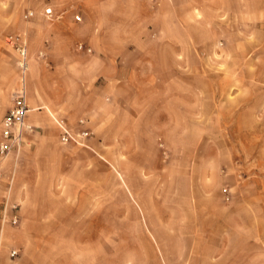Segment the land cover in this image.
<instances>
[{
	"label": "crops",
	"instance_id": "1",
	"mask_svg": "<svg viewBox=\"0 0 264 264\" xmlns=\"http://www.w3.org/2000/svg\"><path fill=\"white\" fill-rule=\"evenodd\" d=\"M120 3L112 11L110 0H0V34L8 30V36L19 37L26 46L24 79L29 110L25 121L33 127L23 132L18 148L0 157V206L16 204L19 214L17 225L0 220V264H63L58 256L53 257L64 254L63 238L80 236L63 224L97 220V213L92 217L91 211L92 201L97 199L98 145L105 141L103 133L124 113L126 126L137 124L141 95L154 92L136 84L137 78L150 76L140 68L144 55L140 56L139 46L147 41L125 37L128 13L125 0ZM46 9L51 14H46ZM195 9L219 16L212 23L219 30L221 61H242L236 48L242 36L250 38V52L244 61L248 59L252 67L249 112L255 111L252 116L257 120L259 100L264 97V0H201L198 8L195 0H185V5L171 6L170 13L187 15L186 43L192 56L195 46L193 33L189 35L193 25L189 24L193 19L188 16ZM201 28L203 50L206 22ZM207 56L203 50L202 61ZM17 69L16 51L0 38V140L3 118L16 89ZM231 73L223 72V76ZM219 92L243 91L222 86ZM65 130L78 137L63 140ZM207 153L192 151L189 171L180 175L177 155L172 152L166 161L159 154L153 164L138 166V175L151 174V179L160 183L154 217L168 231L152 237L161 262L264 264V217L257 213L252 199L233 194L241 189L239 182L220 186L213 182L212 187L206 183L211 174L230 180L234 171L228 150ZM105 162L101 168L109 165L112 174L114 166ZM201 165L207 166L208 173L199 178L196 170ZM127 172L125 169L127 199L129 195L133 198L139 218L145 222L143 203L139 197L135 200L137 194ZM144 177L147 181L148 176ZM144 177L139 176V181ZM186 181L188 189L180 190L179 182ZM81 207L83 219L78 217ZM10 249L18 251L16 258L10 257Z\"/></svg>",
	"mask_w": 264,
	"mask_h": 264
},
{
	"label": "rangeland",
	"instance_id": "2",
	"mask_svg": "<svg viewBox=\"0 0 264 264\" xmlns=\"http://www.w3.org/2000/svg\"><path fill=\"white\" fill-rule=\"evenodd\" d=\"M180 5H185V0H125L128 13L125 15V37L139 43L147 41L146 45L139 46L140 56L144 55L140 68L150 76L137 78L136 84L152 88L154 92L141 95L143 104L137 111L141 113V120L137 124L126 126L124 113L108 127L107 133H103L105 141L98 145L97 199L92 201L91 211L92 217L97 213V220L63 224L66 230L80 234L63 238L61 249L66 252V247L73 252L53 255L63 264H164L153 239L154 234L168 231L154 217V198L160 183L153 181L151 174H137L139 165L153 164L159 154L163 161L168 159L170 152L176 154L180 175L189 171L192 151L203 150L209 155L207 152L211 150H228L232 155L234 171L231 175L234 178L223 181L211 174L206 183L212 187L213 182L218 185L239 182L241 189L233 194L252 199L253 207L264 217V97L259 100L255 120L252 116L255 111L249 112L252 67L248 59L244 61L250 52V38L242 36L236 48L243 56L242 61H221L219 30L213 28L212 23L219 16L195 9L194 14L188 16L193 19L189 24L193 25L189 35L192 37L193 33L195 46L192 56L186 43L187 15L170 13L171 6ZM120 6V0H110L108 8L115 11ZM198 6L201 0H195V7ZM203 22L208 27L203 48L208 56L204 61L200 47ZM2 32L0 38L5 40L9 31ZM153 40L158 44L154 45ZM18 60L17 54L15 88L21 79ZM228 71L231 75L224 77L223 72ZM222 86L236 87L243 92L223 94L219 92ZM105 160L114 166L112 174L109 165L101 168ZM125 169L137 194L135 200L139 197L143 203L145 222L139 218L133 198L129 195L127 199ZM206 169V165L199 166L197 177L206 175ZM144 175L148 176L147 181ZM139 176L144 180L140 182ZM179 189L187 190L188 181L179 182ZM80 209L82 213L78 217L83 219L85 210Z\"/></svg>",
	"mask_w": 264,
	"mask_h": 264
},
{
	"label": "built area",
	"instance_id": "3",
	"mask_svg": "<svg viewBox=\"0 0 264 264\" xmlns=\"http://www.w3.org/2000/svg\"><path fill=\"white\" fill-rule=\"evenodd\" d=\"M46 14H51L50 9H46ZM76 20H80V16H75ZM6 41L17 52L19 56L18 66L21 69V79L13 92L12 105L6 112L2 122V134L0 140V157L5 158L9 153L18 148L23 141V132L30 131L33 127L26 123L25 117L28 112L26 103V86L25 72L27 69V51L26 46L20 41L19 37L8 36ZM82 45H79L81 47ZM83 134V133H82ZM78 135H70L66 130L62 136L63 140L75 139ZM18 206L16 204H3L0 206V220L3 223L17 225L19 223ZM11 258H16L18 251L10 249Z\"/></svg>",
	"mask_w": 264,
	"mask_h": 264
}]
</instances>
